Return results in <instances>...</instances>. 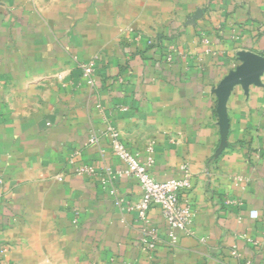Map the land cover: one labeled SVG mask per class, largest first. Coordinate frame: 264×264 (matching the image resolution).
<instances>
[{"label": "crops", "instance_id": "0c3cea01", "mask_svg": "<svg viewBox=\"0 0 264 264\" xmlns=\"http://www.w3.org/2000/svg\"><path fill=\"white\" fill-rule=\"evenodd\" d=\"M129 31L153 48L131 55ZM171 45L170 65L150 63ZM73 58H99L93 85ZM107 123L140 161L152 157L157 180L183 165L192 176L191 235L152 261L125 211L135 182L109 196L73 175L123 168ZM91 133L100 145H87ZM149 218L163 237L159 212ZM0 244L2 264H231L233 245L264 264V0H0Z\"/></svg>", "mask_w": 264, "mask_h": 264}, {"label": "built area", "instance_id": "2783aa9c", "mask_svg": "<svg viewBox=\"0 0 264 264\" xmlns=\"http://www.w3.org/2000/svg\"><path fill=\"white\" fill-rule=\"evenodd\" d=\"M199 16L200 14H195L188 18L187 21L191 24ZM128 34L130 36L129 45L141 47L150 44V42H145L139 33L129 31ZM169 35L172 38L175 37L173 33L169 32ZM202 41L203 44L208 45L207 38H203ZM169 50L170 52L166 53L164 58L161 59L162 62L164 60L166 66L172 62L175 52L174 45L169 46ZM98 60L99 58H93L86 62H80L76 58H73L76 69L80 72L81 80L88 86L94 84ZM155 62L158 63V66H161L160 62ZM56 78L57 80H62L61 75H57ZM121 109L123 111L126 110L125 107ZM103 137L107 140V146L111 155L123 165V168L113 170L110 167H105L99 171L91 165L78 164L74 166L73 175L80 178L99 179L104 187H112L109 188V196H114L116 193L114 188L115 181L127 180L135 182L139 188V200L134 205L125 207V211L134 212L136 220L141 226L138 238L139 251L147 261H152L161 245L169 250H174L183 237L191 235L190 226L193 215L188 202V195L193 189V182L187 166L183 165L179 168L180 177L178 178L157 180L150 172L154 163L152 157L147 158L145 161H140L138 154L122 142L118 130L110 123L106 124ZM100 140L99 136L91 133L88 137L87 145H100ZM151 150L152 147L149 146L147 151L151 153ZM98 151L101 155L105 153L102 148H99ZM57 179L60 180V177ZM233 182L242 183L243 178L236 175L233 177ZM116 204L120 205L121 202L118 201ZM153 209L159 212L164 222L165 231L162 235L163 237H161L157 228H153L150 225L149 213ZM77 215L75 213L72 219V223L75 226L78 224ZM250 218H256V212H250ZM247 241L252 245H257L254 240L247 239ZM7 249L6 244H0V255L6 253ZM230 258L232 260L231 264H250L248 260L243 258V255L237 250L235 245L231 247ZM0 264H2L1 260Z\"/></svg>", "mask_w": 264, "mask_h": 264}, {"label": "trees", "instance_id": "16d2710c", "mask_svg": "<svg viewBox=\"0 0 264 264\" xmlns=\"http://www.w3.org/2000/svg\"><path fill=\"white\" fill-rule=\"evenodd\" d=\"M163 40L171 41V40H173V38H172L170 35H168L167 33H165V35H163V36H160V35L157 36V38H156V40H155V41H156L155 43H157V42H161V41H163ZM127 48H128V50L130 49L129 51L131 52V55H137V56L139 55L140 57H142V56H143V52L146 51V50H148V49H152L153 46H152V43H151V44H149V47H148V46H145V47H142V48H139V47H135V48H133V47L127 45ZM160 57H163V58H164L162 52L160 53ZM163 58H160L159 60H156V59H155V56L152 54V55L148 58V60L150 61L151 64H153V62H155V61L160 62V63H161V67H160V68H162L163 66L167 67V66L164 64V60H163V62H162V60H161V59H163ZM143 59H144V58H143ZM163 70H164V69H163ZM219 155H220V152H217V153L214 155L212 161H216V159L219 157Z\"/></svg>", "mask_w": 264, "mask_h": 264}]
</instances>
